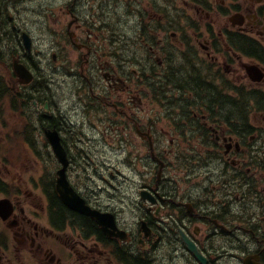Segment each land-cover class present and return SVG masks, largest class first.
Here are the masks:
<instances>
[{
	"label": "flooded vegetation",
	"instance_id": "af4514ba",
	"mask_svg": "<svg viewBox=\"0 0 264 264\" xmlns=\"http://www.w3.org/2000/svg\"><path fill=\"white\" fill-rule=\"evenodd\" d=\"M182 1L176 24L169 0L129 3L128 13L142 24L140 42L135 34L104 38L102 21L86 26L82 17L93 19L96 7L87 12L83 0L65 6L71 16L65 30L85 50L80 70L72 66L71 93L83 102L74 110L115 122L130 144L139 140L138 161L145 156L137 195L129 200L133 220L122 219L92 187L86 171L105 164L77 163L84 147L73 150V129H67L72 113L39 90V77L34 90H24L13 62L9 80L0 73V264H264V0ZM0 5V47L12 49L13 61L38 76L23 41L27 31L34 46L33 33L7 15L5 1ZM117 6L105 21L120 33ZM148 15L150 21L142 19ZM254 65L263 72L258 80L248 69ZM252 107L259 113L253 119ZM166 121L171 125L160 132L156 125ZM78 124L75 119L76 129ZM54 129L70 160L72 186L92 208L113 213L124 233L109 235L62 200L61 164L45 135ZM166 137L175 147L161 150ZM13 138L20 144L9 146ZM43 149L53 164L40 162ZM107 169L114 178L113 168Z\"/></svg>",
	"mask_w": 264,
	"mask_h": 264
},
{
	"label": "rangeland",
	"instance_id": "374dc122",
	"mask_svg": "<svg viewBox=\"0 0 264 264\" xmlns=\"http://www.w3.org/2000/svg\"><path fill=\"white\" fill-rule=\"evenodd\" d=\"M5 1V8L8 16L17 19L23 28H28L33 33L35 39V48L33 58L38 65V76L40 85L39 90H46L49 92L54 100H56L63 113H72L68 115L69 126L67 129L72 128L73 131L69 133L70 141L73 142V150L77 146L80 148V153L77 154L81 158V161L77 163H98L105 164L106 167L99 166V171H93L90 167V171H86V175L90 174L93 176L92 187L97 188L100 195L104 198L106 203H114L120 211V217L124 220H133V213L130 205L134 206L129 200H133L134 196L137 195L138 185L135 181L142 178L140 172H144L142 169V163H144V154L141 153V161L139 162L136 156L137 150L135 147H139L138 139L133 144H130L128 133L122 134V127L118 126L115 122H102L101 116H92V114L76 112L74 110V104H82V100L78 98L76 94L72 95L74 82V69L80 70V63L82 61L81 54L85 52L84 49H78L72 44L69 39L68 33L65 30L68 22L71 20L70 13L65 8L66 3L71 0H3ZM79 2L81 0H78ZM87 7V12L94 7V14H91L90 20L82 17L88 26L90 21L98 23L102 21V33L101 36L110 39L113 33L117 37L129 38L130 35H134L133 38L137 40H143L141 35V22L138 17H132L131 13H128V4H133L135 7L136 0H83ZM159 1V0H157ZM114 2H118L120 6L115 8L116 15V26L120 27V33L116 32V27L109 25L107 21L110 20V12L112 11L111 6ZM144 2V1H143ZM142 0L137 2V6H141ZM142 6H145V2ZM184 7L185 4L182 0H169L168 10L169 19L176 24L181 18L178 15L177 8ZM126 11V12H125ZM33 19V24H28V20ZM147 22L150 21V16L144 18ZM223 19V18H222ZM16 22V21H15ZM136 24V25H135ZM136 27V32L132 33ZM13 24L8 28L11 30ZM7 29V30H8ZM74 30H77L76 27ZM170 28L168 34L173 31ZM78 33L82 31L78 30ZM79 35V36H80ZM5 37V36H4ZM5 38H11L7 35ZM95 38V37H94ZM138 40V42H140ZM144 43V42H141ZM2 51V59L0 60V73L3 75V79L9 80L12 59V49L7 50V47H0ZM74 67V69L72 68ZM37 74V73H36ZM79 77V76H77ZM72 87V88H71ZM250 87V86H249ZM28 90H33L31 87ZM74 90H81V87L76 85ZM253 102L249 104V108L253 106ZM138 106V105H137ZM161 108H158V113ZM255 108H251L250 117L253 119L259 113L253 112ZM140 114L144 112L141 110ZM82 117V119H81ZM75 119H78L79 124L76 129ZM72 121V123L70 122ZM97 127V131L90 129L92 126ZM171 125V122L166 121L165 123H159L156 127L159 131H162V126L165 127L164 131ZM84 129L85 133L81 130ZM160 135V134H159ZM161 136V135H160ZM39 140H42V135H38ZM42 138V139H41ZM170 137L164 139V147L168 148L175 147V145L169 143ZM20 139L9 140V146L19 145ZM121 145L125 146L124 148ZM130 147V151L129 148ZM167 148V147H166ZM93 149V152H91ZM143 150V148H141ZM44 155L39 157L40 162H46L48 165L53 164V159L46 153V150H42ZM81 155V156H79ZM8 157L14 160L12 154ZM93 159V160H92ZM20 164L26 162L25 156L20 153L19 155ZM16 161V160H15ZM86 166V165H85ZM102 167V168H101ZM113 168L115 177L112 178L109 175V169ZM102 174L107 176V180L102 178ZM90 177L88 176V179ZM136 217V216H135Z\"/></svg>",
	"mask_w": 264,
	"mask_h": 264
},
{
	"label": "water",
	"instance_id": "95a60500",
	"mask_svg": "<svg viewBox=\"0 0 264 264\" xmlns=\"http://www.w3.org/2000/svg\"><path fill=\"white\" fill-rule=\"evenodd\" d=\"M25 41L27 47L30 48V39L28 35H25ZM14 67L16 72L24 78L25 82H30L33 79L32 72L28 69L25 64L16 62ZM248 69L249 72L254 75V80L260 79V76L262 74L259 73L260 71L256 66L248 67ZM256 73L258 74V76H256ZM47 135L56 156L64 164L63 168L58 172L59 176L57 180V189L61 193L62 199L71 207L78 209L82 212L91 214L99 222H102V215L99 214L97 211L91 210L87 205H85V202L79 198L78 194L73 190L72 186L67 180L65 171L69 161L67 158L66 150L61 143V138L58 131H48Z\"/></svg>",
	"mask_w": 264,
	"mask_h": 264
},
{
	"label": "trees",
	"instance_id": "16d2710c",
	"mask_svg": "<svg viewBox=\"0 0 264 264\" xmlns=\"http://www.w3.org/2000/svg\"><path fill=\"white\" fill-rule=\"evenodd\" d=\"M0 90H5V83L1 81V77H0Z\"/></svg>",
	"mask_w": 264,
	"mask_h": 264
},
{
	"label": "bare ground",
	"instance_id": "6f19581e",
	"mask_svg": "<svg viewBox=\"0 0 264 264\" xmlns=\"http://www.w3.org/2000/svg\"><path fill=\"white\" fill-rule=\"evenodd\" d=\"M73 44V43H72ZM74 45V44H73ZM75 46V45H74Z\"/></svg>",
	"mask_w": 264,
	"mask_h": 264
}]
</instances>
